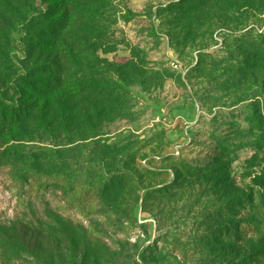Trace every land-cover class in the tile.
I'll return each instance as SVG.
<instances>
[{
    "label": "rangeland",
    "instance_id": "rangeland-1",
    "mask_svg": "<svg viewBox=\"0 0 264 264\" xmlns=\"http://www.w3.org/2000/svg\"><path fill=\"white\" fill-rule=\"evenodd\" d=\"M260 35L264 0H0V264H264L211 241L264 204ZM28 167L112 182L79 208Z\"/></svg>",
    "mask_w": 264,
    "mask_h": 264
},
{
    "label": "trees",
    "instance_id": "trees-1",
    "mask_svg": "<svg viewBox=\"0 0 264 264\" xmlns=\"http://www.w3.org/2000/svg\"><path fill=\"white\" fill-rule=\"evenodd\" d=\"M205 2L207 0H191V2ZM257 42L260 43L262 50H264V35L257 37ZM56 68L51 64H45L39 67H34L28 71V73L33 75H42L43 73L55 71ZM48 80H54L53 78L47 77L42 79L43 86ZM53 82H56L53 81ZM53 85H57L53 83ZM96 87H102L101 85H96ZM118 89H114L117 91ZM113 91V92H114ZM111 93L108 94V97ZM114 94V93H113ZM11 121L20 120L19 115L28 117V113L20 111L17 107H10ZM3 159V155L1 157ZM3 162H8L4 159ZM25 164L32 167L31 159H26ZM28 167L24 176L19 177L20 183L27 187L30 191L35 189H42V185L45 181V186L49 182H53L54 186L57 187L68 199L70 204H75L77 207H84L86 205L95 204V208H100V204L107 195L108 188L110 186V179H94L82 173H79L77 169L73 172H66L64 169H54L51 174H39L36 171ZM44 188V187H43ZM236 206V211L232 210ZM108 210V208H107ZM233 212L238 214V222L223 224L217 226L212 232L211 241L217 242L218 239L225 242H243L249 238H254L259 241H264V204L255 203L253 196L249 193L244 195H239L231 200H229L220 213L228 216H234ZM246 261H250V264H260L253 259V256L246 258ZM207 264V263H202ZM245 264V263H244Z\"/></svg>",
    "mask_w": 264,
    "mask_h": 264
}]
</instances>
